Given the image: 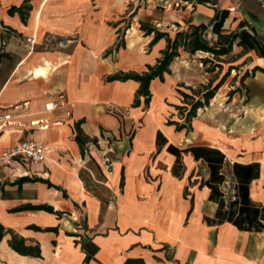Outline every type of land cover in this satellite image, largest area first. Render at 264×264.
Instances as JSON below:
<instances>
[{"label": "crops", "instance_id": "obj_1", "mask_svg": "<svg viewBox=\"0 0 264 264\" xmlns=\"http://www.w3.org/2000/svg\"><path fill=\"white\" fill-rule=\"evenodd\" d=\"M133 1L31 0L22 23L8 9L24 0H0V154L21 140L45 148L38 166L0 167V224L26 245L38 244L40 258L13 252L7 234L0 242V264H122L133 258L145 264H264V231L219 224L204 162L181 153L177 165L166 150L200 146L218 150L230 165L258 163L249 199L264 207V72H252L264 71V56L252 41L264 48V4L137 0L142 6L128 13L129 24L119 30L124 18L118 20V14ZM216 13L207 39L237 32V40L253 49L249 77L227 107L212 108L214 97L211 106L199 109L191 131L176 132L164 116L174 117L172 110L181 103L178 90H192L188 76L202 82L210 73L199 75L202 64L196 76L190 73L193 55L180 52L170 75L150 83L145 109L131 107L139 83L106 82L117 72H144L165 49L164 39L148 46L153 36L139 30L140 22L174 34L190 24L206 25ZM48 103L52 110L45 109ZM5 115L10 119L3 120ZM79 122L88 139L84 156L75 141ZM158 132L166 140L161 148ZM23 177L57 189L37 181L13 184ZM232 184L228 177L219 187L225 204L233 196ZM26 204L48 205L56 214L11 212Z\"/></svg>", "mask_w": 264, "mask_h": 264}, {"label": "trees", "instance_id": "obj_2", "mask_svg": "<svg viewBox=\"0 0 264 264\" xmlns=\"http://www.w3.org/2000/svg\"><path fill=\"white\" fill-rule=\"evenodd\" d=\"M31 0H24L23 4L20 7H11L8 9V14L13 15L17 13L20 16L21 22L25 23L27 16L31 10L30 7ZM199 4H205L208 0H197ZM134 17V14H131ZM218 20V14L216 13L214 17L206 25H187L185 30H177L173 37L171 34L165 31L157 30L151 24L146 22L139 23V30L144 33L145 36H153L152 40L149 42L148 46L153 47L160 39L165 40V49L160 52V57L156 60V64L153 66H146V70L141 73L128 71V73L117 72L106 78V82H126L128 80H133L139 83V87L135 92L134 100L131 104L132 108L140 107L143 104V107L148 106L151 93H150V83L153 80L164 81V75H170V66L174 62L175 58L180 56V52H184L188 55H194L197 52L208 54L212 59H200L203 65L207 63H212L213 60L218 61L221 57L229 54L232 51V47L235 45V42L238 38L237 32L229 33H220L217 36V39L214 43H210L207 39V34L209 31V26ZM242 24H239V27H242ZM253 43H256L257 54L259 56H264V48L261 47L260 43L256 41L255 38H252ZM237 46H241L243 49L246 48L245 44L238 40L236 43ZM118 46L124 47L122 41H119ZM117 46V47H118ZM108 54L111 53V50L107 51ZM216 68H220V64H215ZM233 70V67H229L228 70L223 74V77L213 84L212 81H209L206 85H201L200 89L197 91V95L193 90L190 96L185 92L178 90L177 92L181 96V104L174 106L177 110V121L168 119L165 124L169 126H174L175 131H191V121L192 118L196 116V113L199 109H203L208 106L209 101H211L217 90L223 85L225 79L229 76L230 71ZM256 70L262 71L258 67H254L252 72ZM247 77L248 73H244L241 77V82H243ZM237 92L232 91L231 94ZM197 96V97H196ZM81 122L75 124V141L79 146L81 156H84V145L88 142V139L85 138L80 129ZM156 145L158 148H161L163 144L166 143L162 134L159 132L156 135ZM96 141L94 140L93 143ZM167 152L176 157V164H180V154L189 153L194 157L196 161L201 160L204 162L207 171H209V179L206 181L205 186L209 187L211 190L209 200H213L218 203V209L216 211V218L218 223H230L239 231L255 232L259 233L264 231V207L259 204L254 203L249 199V184L251 181L256 180L259 176V165L257 164H248V165H238L236 163L230 165L225 156L222 155L218 150L212 148H205L200 146H193L186 148L184 150L176 149L175 147L169 145L167 147ZM174 172V170H173ZM175 173V172H174ZM230 177L233 190L232 198H229L225 204L223 200V193L219 190L220 185L226 182V178ZM43 182L47 184L48 187H57L53 186L47 181L40 179L32 180L27 177L20 178L15 181L13 184H22L26 182ZM64 197H66L63 194ZM20 211H44L50 214H56L52 207L48 205H30L26 204L18 208L12 209L11 212H20ZM32 230L37 232H53L56 231V228H46L40 229L35 226L30 227ZM9 234L11 239L8 241L10 249L18 255L31 257V258H40V250L38 244L35 245H26L23 238L16 235L10 230H6L0 224V242L2 241L5 235ZM122 264H145L142 259L133 258L128 259Z\"/></svg>", "mask_w": 264, "mask_h": 264}, {"label": "rangeland", "instance_id": "obj_3", "mask_svg": "<svg viewBox=\"0 0 264 264\" xmlns=\"http://www.w3.org/2000/svg\"><path fill=\"white\" fill-rule=\"evenodd\" d=\"M138 6H142V2H138L137 0L133 2H129L128 4L125 5V11L121 13L120 15L118 14V20H121V18H124L123 21H121V23L123 24L121 25L119 30L126 28L127 24H129V20H131V17L130 15H128V13L133 10H136ZM229 31L230 30L224 33H228ZM173 35L174 34H171V37H173ZM209 42L214 43L215 41L211 40ZM237 42L238 40H236V43ZM252 51L253 49H249L247 47L243 49L241 46L234 45L232 47V51L229 54L218 59L219 62L213 60L212 63H207V65H203L200 59H207V58L212 59V57L209 56L208 54L206 55L204 53L197 52L193 55L194 58L192 59L190 56H186L189 59L194 60V62H191L189 66L190 73L192 72L196 76L198 74L197 68L199 67L198 66L199 64H202V67H203L202 69L199 67L200 70L202 71L199 74L200 76H202L203 72H207V71L210 72L205 77V80H202V82H199L198 79L191 77L193 76L192 74L188 76L190 77V79L194 81V83L192 84L193 92H195V94L197 95V91L200 89V86L202 85L200 83H204V85H206L209 81H212L213 84H215L223 77V74L228 70L229 67H233V70L230 71L229 76L225 79V81L223 82V85L217 90L218 92L215 95V97L217 98L216 103H214L213 100L209 101L208 103V106L209 105L211 106V103L212 104L214 103L212 105V108H223L224 106L227 107L228 106L227 104L231 102L232 91L238 90L239 87L244 89L242 82H241V77L243 76L244 73L249 72L248 68L252 61L251 59ZM198 57H201V58H198ZM216 63H219L221 67L216 68L215 67ZM182 91L190 96L193 94V92L186 90L184 88H182ZM178 97L181 102V96L179 94H178ZM163 103L169 106L170 101L169 99H165ZM172 111H174L175 113H174V117L171 120L176 121L177 119L175 118V116H177V110H172ZM127 113L128 111H124L125 115H127ZM169 118H170L169 116H166V117L164 116L165 121L168 120ZM138 124H139V121H136L135 125L138 126ZM99 192H101V190H99Z\"/></svg>", "mask_w": 264, "mask_h": 264}, {"label": "built area", "instance_id": "obj_4", "mask_svg": "<svg viewBox=\"0 0 264 264\" xmlns=\"http://www.w3.org/2000/svg\"><path fill=\"white\" fill-rule=\"evenodd\" d=\"M253 1V0H252ZM257 3L264 4V0H254ZM27 44H32L30 39L26 40ZM53 104L45 105L46 110H52ZM10 119L9 115L3 116V120ZM45 148L33 141L21 140L16 142L12 147L7 148L0 154V167L10 168L13 164L23 163L29 166H38L44 161Z\"/></svg>", "mask_w": 264, "mask_h": 264}]
</instances>
